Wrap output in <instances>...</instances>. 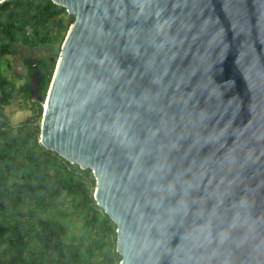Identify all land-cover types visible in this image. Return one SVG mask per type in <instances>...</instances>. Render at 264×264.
I'll return each instance as SVG.
<instances>
[{
  "label": "water",
  "instance_id": "obj_1",
  "mask_svg": "<svg viewBox=\"0 0 264 264\" xmlns=\"http://www.w3.org/2000/svg\"><path fill=\"white\" fill-rule=\"evenodd\" d=\"M52 1L39 142L92 170L119 264H264V0Z\"/></svg>",
  "mask_w": 264,
  "mask_h": 264
},
{
  "label": "trees",
  "instance_id": "obj_2",
  "mask_svg": "<svg viewBox=\"0 0 264 264\" xmlns=\"http://www.w3.org/2000/svg\"><path fill=\"white\" fill-rule=\"evenodd\" d=\"M73 19L52 0L0 2V264H119L121 259L116 224L94 198L92 170L39 142L43 105L30 99L35 68L24 55L33 52L45 98ZM19 56L23 73L12 71ZM11 75L23 79L17 83ZM17 99L28 114L13 122L8 108Z\"/></svg>",
  "mask_w": 264,
  "mask_h": 264
},
{
  "label": "rangeland",
  "instance_id": "obj_3",
  "mask_svg": "<svg viewBox=\"0 0 264 264\" xmlns=\"http://www.w3.org/2000/svg\"><path fill=\"white\" fill-rule=\"evenodd\" d=\"M12 64H13L12 71L18 73H23L25 71V67L20 56L16 57ZM2 69L4 70L3 67ZM11 78L17 83H19L23 79V77L21 78L19 76L12 77V75ZM8 112L13 122H18L28 114L27 109L20 108L18 99L8 108Z\"/></svg>",
  "mask_w": 264,
  "mask_h": 264
},
{
  "label": "flooded vegetation",
  "instance_id": "obj_4",
  "mask_svg": "<svg viewBox=\"0 0 264 264\" xmlns=\"http://www.w3.org/2000/svg\"><path fill=\"white\" fill-rule=\"evenodd\" d=\"M37 52L41 54V53H42V50H41V49H37ZM32 53H33V52H28L27 54L24 55V57L28 55V56H29V60H30V59L32 60V61H30V63L33 64V63H35V62H34V56H33ZM24 57H23V58H24ZM23 58L21 59L22 62H24Z\"/></svg>",
  "mask_w": 264,
  "mask_h": 264
},
{
  "label": "bare ground",
  "instance_id": "obj_5",
  "mask_svg": "<svg viewBox=\"0 0 264 264\" xmlns=\"http://www.w3.org/2000/svg\"><path fill=\"white\" fill-rule=\"evenodd\" d=\"M73 22V21H72ZM72 24V23H71ZM70 28V27H69ZM69 30V29H68ZM68 32V31H67Z\"/></svg>",
  "mask_w": 264,
  "mask_h": 264
}]
</instances>
